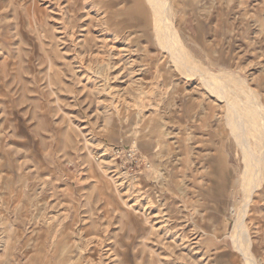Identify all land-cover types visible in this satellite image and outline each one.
Wrapping results in <instances>:
<instances>
[{"label":"rangeland","instance_id":"rangeland-1","mask_svg":"<svg viewBox=\"0 0 264 264\" xmlns=\"http://www.w3.org/2000/svg\"><path fill=\"white\" fill-rule=\"evenodd\" d=\"M137 1L0 0V264H247L259 142ZM170 3L197 69L264 109V0ZM248 208L264 264V178Z\"/></svg>","mask_w":264,"mask_h":264},{"label":"bare ground","instance_id":"bare-ground-1","mask_svg":"<svg viewBox=\"0 0 264 264\" xmlns=\"http://www.w3.org/2000/svg\"><path fill=\"white\" fill-rule=\"evenodd\" d=\"M146 2L150 5L155 16L154 23L159 43L162 46L161 48L168 52L176 67L186 71L187 74L199 76L212 94L219 100L227 102L234 118L244 122L251 128V134L259 142L258 152L249 154L243 188L245 202L238 213L233 230V243L243 255L246 263L256 264V257L252 252L253 242L244 221L247 216V208L253 190L264 178L258 173L259 167H263L264 169V109L261 105L254 102L250 95H246V101H241L237 96L230 94L229 88L232 83L243 91L242 87L245 86V83L241 80L233 78V76L227 73L213 74L197 69L199 67H197V64L179 39L173 27L174 23L170 22L171 0H146Z\"/></svg>","mask_w":264,"mask_h":264},{"label":"crops","instance_id":"crops-1","mask_svg":"<svg viewBox=\"0 0 264 264\" xmlns=\"http://www.w3.org/2000/svg\"><path fill=\"white\" fill-rule=\"evenodd\" d=\"M147 7L146 4L143 3V0H138L137 1V10L138 12H147L148 10L146 8H141V7Z\"/></svg>","mask_w":264,"mask_h":264}]
</instances>
